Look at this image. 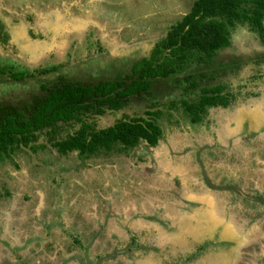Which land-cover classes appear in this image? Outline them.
<instances>
[{
  "label": "rangeland",
  "instance_id": "1",
  "mask_svg": "<svg viewBox=\"0 0 264 264\" xmlns=\"http://www.w3.org/2000/svg\"><path fill=\"white\" fill-rule=\"evenodd\" d=\"M194 1L0 0V66L62 63L96 84L103 66L113 77L149 55ZM192 64L89 117L101 128L157 104L156 146L64 155L51 141L66 123L0 160V264H264V41L241 25L214 64ZM10 77L0 102L19 105L32 85ZM222 82L235 99L202 123L168 109Z\"/></svg>",
  "mask_w": 264,
  "mask_h": 264
},
{
  "label": "trees",
  "instance_id": "2",
  "mask_svg": "<svg viewBox=\"0 0 264 264\" xmlns=\"http://www.w3.org/2000/svg\"><path fill=\"white\" fill-rule=\"evenodd\" d=\"M241 25L264 41V0H195L191 10L155 42L149 55L118 71L113 79L96 84L79 80L62 63L34 69L0 66V75L32 85L29 97L18 96L19 105L0 102V160L12 157L23 146L35 152L45 148L48 143L40 138L66 123L70 125L64 127L63 135L51 141L64 155L73 151L84 158L111 151L127 153L142 141L156 146L164 133L159 119L163 113L157 104L143 115L101 128L89 117L124 108L131 96L148 92L153 81L183 73L193 62L214 64L215 56L231 45L232 32ZM200 91L197 100L171 99L168 109H182L191 123L200 124L210 108L227 107L235 99L223 83Z\"/></svg>",
  "mask_w": 264,
  "mask_h": 264
},
{
  "label": "flooded vegetation",
  "instance_id": "3",
  "mask_svg": "<svg viewBox=\"0 0 264 264\" xmlns=\"http://www.w3.org/2000/svg\"><path fill=\"white\" fill-rule=\"evenodd\" d=\"M228 47H229V46H228ZM228 47H225V48H228ZM219 52H220V51H219ZM219 52H218V53H219ZM144 56H145V55H144ZM142 57H143V56H142ZM142 57H141V58H142ZM139 59H140V58H139ZM215 59H217V55L215 56ZM135 60H138V59H135ZM135 60H132V61H131V65H132V63H133ZM241 61H244V60L241 59ZM131 65H130V66H131ZM102 69L105 70V67L103 66ZM104 70H102L101 72H99V73H102L104 76L98 77L97 75L92 74V75L89 76L90 80H91V81H94V82H100V81L107 80V79H113V77L116 76V75H114L113 77H111V76H105ZM69 71H71V70H69ZM69 71H68V72H69ZM72 75H73V74H72ZM75 76H77V75H75ZM80 77H81V76L78 77L79 80H85V81H86V78L84 79V78H82V77L80 78ZM76 79H77V78H76ZM86 82H88V81H86ZM222 83H223V82H222ZM218 84H219V83H218ZM218 84H216V85H218ZM204 87H205V86H204ZM202 88H203V87H202ZM229 106H230V105H229ZM229 106H227V107H229ZM218 107H220V106H218ZM222 107H223V106H222ZM210 109H211V108H210ZM106 111H107V110H106ZM143 142H144L145 144L148 145V143H147L146 141H143Z\"/></svg>",
  "mask_w": 264,
  "mask_h": 264
}]
</instances>
